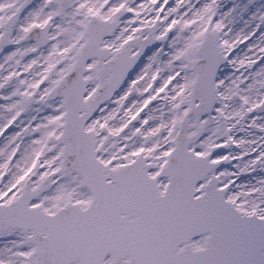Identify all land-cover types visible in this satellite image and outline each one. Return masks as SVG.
<instances>
[{
	"label": "snow or ice",
	"instance_id": "snow-or-ice-1",
	"mask_svg": "<svg viewBox=\"0 0 264 264\" xmlns=\"http://www.w3.org/2000/svg\"><path fill=\"white\" fill-rule=\"evenodd\" d=\"M221 9L0 0V264H264V0Z\"/></svg>",
	"mask_w": 264,
	"mask_h": 264
},
{
	"label": "rangeland",
	"instance_id": "rangeland-1",
	"mask_svg": "<svg viewBox=\"0 0 264 264\" xmlns=\"http://www.w3.org/2000/svg\"><path fill=\"white\" fill-rule=\"evenodd\" d=\"M138 2H142V0H138ZM222 3V11H227V8L231 5V1L230 0H221ZM243 47V46H242ZM0 103H2V101H0ZM0 143H2V140L0 141Z\"/></svg>",
	"mask_w": 264,
	"mask_h": 264
}]
</instances>
